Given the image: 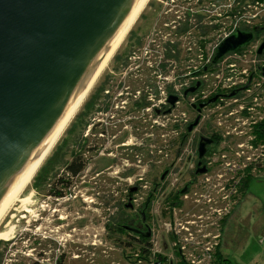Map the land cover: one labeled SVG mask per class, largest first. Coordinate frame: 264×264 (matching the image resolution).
Instances as JSON below:
<instances>
[{"label": "rangeland", "instance_id": "rangeland-1", "mask_svg": "<svg viewBox=\"0 0 264 264\" xmlns=\"http://www.w3.org/2000/svg\"><path fill=\"white\" fill-rule=\"evenodd\" d=\"M191 2L192 8L195 7L196 0ZM241 4L244 7L240 17L233 13L229 18H223L222 23H225L226 28L216 34L214 32L215 35H204L205 42L178 41L179 56L172 59L175 45L170 41L174 36L168 29L173 27L160 28L157 25L171 22L175 18L169 14L170 7L165 5H162L160 12L163 16L168 14L166 20L161 16L157 19L156 15H151L158 9L155 0H149L44 160L45 162L51 156L54 148L61 142L63 147L65 145L64 152L67 154L65 162H69L70 157L79 151L81 146H85L93 150L90 155H85L88 160L87 168L73 180V186L61 199H53L47 194L55 176L62 174L61 167L54 171L51 181L44 187L32 189L31 181L20 195V199L28 197V202H15L0 222V233L7 234L5 239H0L1 264H58L59 260L61 264H126L123 257L121 258L123 250L114 240L117 236L119 239L125 237L123 226H126L129 220L128 212L124 209V205L129 203L126 192L144 177L146 183H143L145 185L142 186L141 193L138 192L134 197V204L138 205L146 197L148 188L152 190L156 186L160 173L169 168L175 156L177 138L183 134V130H173L172 127H181L195 119L190 106L194 100L197 102L205 95L245 85L244 81L248 77L246 71L252 68L253 62L261 64L255 59L254 52L258 44L256 42L264 39L261 38L262 35L247 48L229 53L217 63H212L217 47L227 38L223 36L233 34L235 25L248 26L252 30L260 26L258 23L261 20L264 21V0H251L248 6L243 5L241 0ZM189 7L184 5V8ZM173 10H178L175 16L183 18L182 9L176 7ZM226 12H222L221 17L225 16ZM218 13L220 12L215 14ZM227 80L229 83L225 82ZM197 84H201V87L196 95H185L186 91ZM104 86L105 90L111 93V97L106 92L96 93L97 89ZM254 88L252 87L251 92ZM98 95L100 97L97 98ZM168 96L178 98L173 110L166 102ZM183 96L188 98L183 100ZM230 102L232 99L228 100L226 105ZM103 104L106 107H103ZM261 104L258 107L264 110V104ZM217 107L203 113L199 123H210L212 127L220 125L223 135L230 133L235 136L230 137V143L224 142L226 138L220 141L217 149L234 150L232 156L218 157V160L220 164L221 160L225 162L220 168L231 170L230 177L226 180L235 184L237 172H241L237 178L240 179L244 177L245 171L251 173L259 163L264 164V149L259 150L252 143V139V149L240 147L235 152V141L244 137L246 141L251 135L247 137L245 134L252 131L253 127L250 128L244 123L246 121H241L238 123L241 127L238 125L236 128L234 124L227 122L228 119L224 118L223 114V121L218 122V117L222 116ZM233 109L235 113L240 112L237 107ZM106 110L108 114H105ZM155 110L160 112L158 116L154 115ZM166 110L172 111L162 115ZM140 119L146 120V136L141 135V130L136 126L140 124ZM93 128L104 136L96 134L92 131ZM108 131L114 132L115 137H108ZM135 135L141 136L136 138ZM179 142H186L182 148L177 145L178 164L186 161L184 166L177 164L178 168H183V174L194 165L196 142L192 143L191 137L184 141L180 139ZM247 157L249 159H246ZM188 158L192 160L188 161ZM216 160L217 158H214L212 164ZM177 175L169 176L163 188L172 189L176 184ZM251 175L253 179L244 195L237 198L230 215L220 220H225L221 227L222 232H219L220 226L214 231L221 234L220 255L223 254L233 264H264V172L256 170ZM180 186L181 183L178 187ZM150 196L155 198L151 191ZM147 209L146 218L151 237L146 242L152 243L155 238V248L160 249L161 236L167 226L164 225L163 230L160 225L158 229V213L154 200L150 201ZM205 220L207 226H211L216 219L209 213ZM198 226L200 225H197L196 231L188 229L177 233L178 241L184 240L189 232L197 235V232L202 230V227ZM208 228H205L204 234L208 232ZM164 240L166 244L169 243L166 238ZM211 252L213 255L219 253V250L216 248ZM170 254L169 250L167 255ZM184 256L187 260L188 255ZM176 257L181 262L178 255ZM141 264L147 263L141 261Z\"/></svg>", "mask_w": 264, "mask_h": 264}, {"label": "water", "instance_id": "water-1", "mask_svg": "<svg viewBox=\"0 0 264 264\" xmlns=\"http://www.w3.org/2000/svg\"><path fill=\"white\" fill-rule=\"evenodd\" d=\"M139 2L0 0V211L81 96ZM253 40V32L235 31L217 47L212 63ZM263 49L264 43L257 54ZM175 101L170 98L169 104ZM211 143L201 139L200 159Z\"/></svg>", "mask_w": 264, "mask_h": 264}, {"label": "flooded vegetation", "instance_id": "flooded-vegetation-1", "mask_svg": "<svg viewBox=\"0 0 264 264\" xmlns=\"http://www.w3.org/2000/svg\"><path fill=\"white\" fill-rule=\"evenodd\" d=\"M156 6L158 11L155 12V14L152 12L151 15H156L157 19L161 16L163 20H166V14L163 16L160 12V8H162V5H165V7H170L168 9L169 14L171 13V17L175 18L171 22H163L157 25V27H166L170 28L173 27V29L168 31H171L173 34V39L170 41L172 45H175V50H172V59L179 56V52L177 51L178 41H200L199 43L205 42L204 35L208 34H215L217 32H220L223 28H226L225 23H222L223 18H229L230 15L233 13L236 16H239L242 14V4L241 0H196L194 3L196 6L192 8L191 0H155ZM164 2V4H163ZM160 6H159V5ZM184 5L190 6L189 8H184ZM176 7L182 9L183 18H180L179 16H175L178 12L173 10ZM228 9V10H227ZM219 11L220 13H217ZM224 11L226 12V15L221 17V13ZM225 14V13H224ZM213 15V16H211ZM218 17V18H217ZM194 18H196L198 21H195ZM168 21V20H167ZM196 23V24H195ZM235 28L237 30H241V25L237 24L235 25ZM254 40L245 46L244 48H247L248 46L252 45L253 42L261 38H264V26L261 25L258 28L252 29ZM214 34V35H215ZM258 43L255 52L254 57L257 61H260L261 64L253 62L252 68H250L248 71V77L246 79V84L239 87H233L230 90L223 91L220 93H213L212 95H205L203 97H200V99L190 104L191 110L194 113V118H198V124L193 126V121L188 122L187 124L179 127L177 125L173 126V130L180 129L183 130L182 137H178L177 140L184 141L187 139V137L192 138V143L196 144L195 147V162L194 165L190 166L187 172L183 173V168H178V151L177 146L175 145V156L173 157V160L171 161L169 168L165 169L162 173L159 175V181H157L156 186H154L151 190V188H148L146 197L142 200V202L138 205L134 204V197L139 193H141V189L143 183H146L144 181V177L141 178L140 183H135L132 187L129 188V191L126 192V197L129 203L124 205V209L127 210L129 220L127 221V225L123 226V234L125 233L129 237H133L135 239H138L140 241H145L150 239L151 232H150V226H148L147 218H146V212L147 208L150 205V201L154 200V204L156 207V212L158 215H156V222L157 227L160 229V225H162V229L164 230V225L167 226L166 231L164 232V235L161 236V247L160 249H155V252L157 254L167 255V252L170 250L171 254L168 256V263L167 264H179V261H177V251L174 250L172 247V244L174 242L178 241V234L181 231H186L188 229L192 231H196L197 225L199 228H208L209 233H213L214 231L218 230V226H220L219 232H222L221 227L223 224H225L224 221L217 222V227L210 224L207 226V222L205 220V217L208 216L210 211H212L211 204L208 203V198H213L217 194L221 195L224 193H228L230 189L232 188L231 182L227 181L226 179H229L230 177V169L227 168H220V165L225 164L223 160H218L219 158H225L232 156V153H234V150L231 148L230 150H217L219 148V138L221 140H224L225 138H234L235 136L230 133H225L223 135L222 133V126L217 125L212 127V124L206 123L201 125L200 120L203 117V113H206L213 108H217L220 110V115L224 116V118L228 119L227 122L234 124V127L237 128L239 122H237L238 118H243L246 120L244 122L247 126L249 125H256L264 120V110L262 107H258V105H262L263 102L259 98L260 90L257 91V89H253L251 92L252 87L254 88L256 84L260 83L262 79L264 78V49L261 51L260 54H257L258 47L264 43V39L261 40ZM255 44V43H254ZM207 69V68H206ZM233 79V77L231 76ZM225 82H228L225 81ZM229 83V82H228ZM232 84V83H231ZM201 84L198 86V88L191 93L192 95H196L200 90ZM193 88V87H192ZM138 91V90H137ZM136 91V92H137ZM97 91L96 93H98ZM106 92V94L110 95L111 93L108 90L103 91V93ZM139 93V92H138ZM251 93V94H249ZM100 97V95L97 96V98ZM190 97V95H189ZM170 98H176V101L173 105H171V109L173 110L174 105L178 103V98L175 96H168L166 102L169 104ZM188 96L184 97L183 100L187 99ZM235 100V106H231V103H228L226 105V102L228 100ZM195 103V104H194ZM231 104V105H229ZM237 104V105H236ZM194 105V106H193ZM226 106V107H225ZM231 106V107H230ZM244 107L240 112H237L235 114L236 116L232 115V110H234V107ZM103 107H106L103 104ZM225 107V108H224ZM110 109V108H109ZM108 109V110H109ZM226 109V110H225ZM104 110V108H102ZM108 110L105 111V114H108ZM172 110H166L162 112V115L165 112L168 114ZM252 110V113L249 111ZM100 112V111H98ZM160 112L158 110L154 111V115L158 116ZM110 115V114H109ZM242 115V117H241ZM223 116L220 117V119L223 121ZM231 118H230V117ZM244 116H249V118H244ZM254 116V117H252ZM250 118L252 120L250 121ZM249 120V121H248ZM221 122V121H220ZM252 122L254 124H252ZM237 123V124H236ZM244 124V125H245ZM146 120L142 121L140 119V124L138 123L136 126L139 127L141 130V135L146 136L147 135V126H146ZM250 126V127H251ZM191 128V129H189ZM137 129V130H139ZM242 130V128H241ZM92 131L96 132L94 128ZM252 131L249 133L246 132L245 136H248ZM98 135H103L96 132ZM189 134V135H188ZM193 134V135H192ZM114 132L108 131V137H115ZM121 135V133H120ZM139 135V136H141ZM104 136V135H103ZM138 135H135L136 138L139 137ZM209 139L212 141V143L209 146L205 147V152L203 154V157L199 158L198 153V146L201 141V139ZM246 137L240 139L237 144H235V152L237 149H239L240 145L243 144L242 148H245L244 141ZM186 142H182L184 145ZM228 143H230L228 141ZM229 147V145H227ZM215 149V151H214ZM110 155V154H108ZM236 156V154H235ZM214 158H217V160L212 164V160ZM188 161H191L192 158H188ZM112 161V159H111ZM184 166L186 164V161L184 163H179ZM178 164V165H179ZM177 166V168H176ZM229 166V165H228ZM176 168V169H175ZM178 169V170H177ZM178 171H181V173H178ZM178 174L176 177V184L173 186L172 189L166 190V188H163L164 183L168 179L169 176ZM239 172L236 173V179L238 178ZM146 178V176H145ZM241 179V178H240ZM236 182V190L237 193L233 197L236 202L237 198H239V185H241V180ZM226 181V182H225ZM221 182H225V184H221ZM179 183H181V186L178 187ZM150 191L155 194V198L152 199V196H150ZM222 191H225L224 193H221ZM234 208V205H232V210ZM143 209V210H142ZM151 211V210H150ZM154 212V211H153ZM232 211L230 210V213ZM230 213L228 215H230ZM166 221V222H165ZM126 222V221H125ZM224 222V223H223ZM213 223V222H212ZM186 228V229H185ZM158 234V232H157ZM220 234V233H219ZM125 236V237H127ZM164 238L169 241V243L166 244ZM220 238L221 234L219 235L218 245L220 244ZM150 244V243H149ZM170 246V248H169ZM221 246V244H220ZM139 264H141V261H139ZM155 264V263H154Z\"/></svg>", "mask_w": 264, "mask_h": 264}, {"label": "trees", "instance_id": "trees-1", "mask_svg": "<svg viewBox=\"0 0 264 264\" xmlns=\"http://www.w3.org/2000/svg\"><path fill=\"white\" fill-rule=\"evenodd\" d=\"M250 1L251 0H242L243 5H246V6L249 5L248 3H250ZM259 1H262V0H259ZM258 24H260V26L261 25L264 26V21L261 20V22H259ZM240 31L250 32L252 30H250L248 26H244L241 28ZM97 90L99 92H103L105 91V86L102 87V89H97ZM262 101H263L262 103L264 104V100ZM251 127H253L252 132L250 133V135L253 137L252 143L257 147L262 146L264 148V120L256 125H252ZM70 136H72V134H70ZM70 136H66V138L67 137L70 138ZM220 141L222 140L219 138V142ZM239 142L241 141H237L236 144L238 145ZM178 144L180 148L183 147L182 142H178ZM64 147L61 142L54 148L51 156L44 162L42 167L39 168V171L37 172L34 179L32 180L33 181L32 186H31L32 189H35V188L37 189L40 186L44 187L48 184L49 181H51L50 178L55 173L54 171H56V169L61 167L63 171L62 174L59 176H55L54 180L49 185L50 189L47 191V194L49 195V197H52L53 199H61V198H64V196H66L65 192L71 189V187L73 186V180L79 177V175H81L83 171L87 168L88 160L85 158V155H90V152L93 151V150H90L89 148H85V146H81L80 150L75 152V154H73L70 157L69 162H65V158L67 154L64 152L65 151ZM256 170L258 172H261V171L264 172V164L259 163V165H257L256 167ZM256 170H252V172ZM252 172L250 173L248 170L245 171L244 177L240 179L241 185H239V193H240L239 197L244 195L246 188L248 187L250 181L253 179V176L251 175ZM112 231H115V230L112 229ZM124 235L127 236L125 233ZM114 240H115V244H117L119 248H122L123 250L122 256L121 255L120 256L121 258L123 257L122 259L125 261L126 264H137L139 261H142L143 263L145 262L147 264L151 262H154L155 264H167L168 263L167 261L168 255L165 254L164 256L161 254H157L156 252H153L152 245L148 244L146 240L140 241L138 239H135L129 236L124 237L122 239H119V237L117 236L114 238ZM217 249L219 250V253L216 254V257L221 261L222 264H233L231 261L228 260V258L224 257L223 255H220L221 254L220 244L217 245ZM1 261H2V258L0 257V264H1ZM58 264H61L60 260ZM179 264H183V263L179 262Z\"/></svg>", "mask_w": 264, "mask_h": 264}, {"label": "built area", "instance_id": "built-area-1", "mask_svg": "<svg viewBox=\"0 0 264 264\" xmlns=\"http://www.w3.org/2000/svg\"><path fill=\"white\" fill-rule=\"evenodd\" d=\"M236 29V28H235ZM237 31V29L235 30ZM223 37H228L224 35ZM228 55V54H227ZM225 57V56H224ZM234 65V64H231ZM264 78L262 81L255 85V88L257 91L260 90L259 98L260 100H264ZM254 88V89H255ZM231 104L235 103V100H232L230 102ZM229 104V105H231ZM244 107L239 106L238 109L241 111ZM220 110V108H219ZM252 113V110H249ZM235 111L232 110V115H234ZM237 114V112L235 113ZM222 121L220 117H218V122ZM238 122H244L246 120L242 118L237 119ZM251 126V125H249ZM248 137V136H247ZM253 139L252 136L248 137L246 140V143L244 144L246 149H252L253 146L251 145L250 141ZM243 144H241L239 147H242ZM264 149L262 146L258 147L259 150ZM238 157H240L238 155ZM246 159H249L248 157ZM236 178V177H235ZM239 181V179H235V184H232V188L228 193H224L221 195H216L213 198H208L207 201L209 204H211L212 211H210L213 219H216L212 225L217 227V222H221L220 220L227 216L230 213V210L232 208V205L235 204V200L233 197L236 195V182ZM214 207V208H213ZM223 220V219H222ZM206 228V227H205ZM205 228H202V230H199L197 232V235H193L195 233L189 232L185 239L180 242H174L172 244V247L175 251H177V255L179 257V260L185 264H222L221 261L216 257V253L212 255L211 250H216L219 240V232L215 233H209L207 232L204 234ZM187 231V230H186ZM215 233V234H214ZM153 247V252H155V244L156 239L154 238V241L152 240V243H150ZM186 252V253H185ZM180 254H182L180 256ZM184 254L188 255L187 260L184 256ZM177 258V257H176ZM178 261V260H177ZM185 261V262H184Z\"/></svg>", "mask_w": 264, "mask_h": 264}, {"label": "bare ground", "instance_id": "bare-ground-1", "mask_svg": "<svg viewBox=\"0 0 264 264\" xmlns=\"http://www.w3.org/2000/svg\"><path fill=\"white\" fill-rule=\"evenodd\" d=\"M149 0H140L134 11L132 12L130 18L128 19L126 25L124 26L123 30L121 31L120 35L108 51L107 55L103 59L101 63L97 66L96 72L85 87L84 91L82 92L81 96L79 99L76 101V103L73 105L65 119L62 121L56 132L53 134L47 145L44 147L42 152L39 154L37 160L33 164V166L30 168L29 172L27 175L24 177V179L20 182V184L16 187L6 204L3 206L2 210L0 211V222L4 218V216L7 214V212L11 209V207L15 204V202L21 201L23 202H28V197L20 199V195L25 191L27 186L31 183L33 177L37 173L38 169L42 165V162H44L46 156L50 153L51 149L54 147L56 142L58 141L59 137L61 136L62 132L66 128V126L70 123L72 117L74 114L77 112L78 108L80 107L81 103L84 101L85 97L88 95L90 92V89L94 82L97 80L98 76L102 72V70L106 67L107 62L110 60V58L113 56L117 48L121 45L124 36L126 33L131 29L132 25L134 24L135 20L137 17L140 15L142 10L147 6V3ZM7 237V234L4 232L0 233V239H5Z\"/></svg>", "mask_w": 264, "mask_h": 264}, {"label": "crops", "instance_id": "crops-1", "mask_svg": "<svg viewBox=\"0 0 264 264\" xmlns=\"http://www.w3.org/2000/svg\"><path fill=\"white\" fill-rule=\"evenodd\" d=\"M226 140L230 141L231 139L230 138H226ZM226 140L224 142H226ZM233 141V140H232ZM239 141V140H238ZM179 142V141H178ZM178 142H177V145H178ZM237 142V141H236ZM176 145V146H177ZM241 172H239V175H240ZM223 255V254H222Z\"/></svg>", "mask_w": 264, "mask_h": 264}]
</instances>
